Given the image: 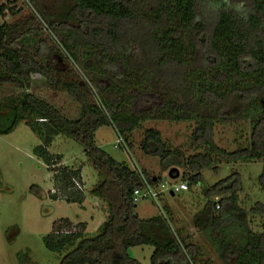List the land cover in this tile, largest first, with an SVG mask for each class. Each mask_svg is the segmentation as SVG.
Wrapping results in <instances>:
<instances>
[{"label":"trees","instance_id":"trees-1","mask_svg":"<svg viewBox=\"0 0 264 264\" xmlns=\"http://www.w3.org/2000/svg\"><path fill=\"white\" fill-rule=\"evenodd\" d=\"M31 1L35 14L0 25V87L22 90L0 97V134L20 121L33 129L41 141L34 151L53 170L56 192L65 191L67 201L84 199L75 183L81 184V168L56 166L61 155L47 148L59 134L78 142L100 177L90 194L107 210L92 236L84 235V222H54L44 238L47 248H70L58 264H141L127 253L136 245L153 247L150 264L194 262L195 247L173 229L167 208L163 214L155 203L159 213L138 216L131 197L141 185L138 172L98 146L95 132L112 126L129 149L128 137L142 121L193 122L191 141L205 146L204 152L183 157L153 127L143 131L139 149L157 156L164 170L187 166L191 173L182 172L181 181L188 187L201 181L202 169H216L217 162L262 161L258 184L264 190V0ZM4 8L0 5V14ZM39 19L50 39L28 42ZM52 54L61 58L60 66ZM35 73L50 91L75 102V111L67 113L31 91ZM241 120L248 124L247 134L236 125ZM217 124L234 128L235 148L213 141ZM128 155L133 158L130 149ZM141 173L149 182L160 181ZM240 187L233 172L204 189L206 203L195 214V225L225 264L230 259L232 264H264V221L259 231L246 222ZM218 195L219 200L211 198ZM255 212L264 214V204L257 201L250 213Z\"/></svg>","mask_w":264,"mask_h":264},{"label":"rangeland","instance_id":"rangeland-1","mask_svg":"<svg viewBox=\"0 0 264 264\" xmlns=\"http://www.w3.org/2000/svg\"><path fill=\"white\" fill-rule=\"evenodd\" d=\"M49 2V0H48ZM51 3V2H49ZM4 5L3 14H0V25L3 22H12L27 13L37 10L30 0H0ZM31 4V5H29ZM44 21L39 19L37 29L30 33L28 42L33 38L37 41L47 38ZM60 51H61V47ZM41 52L48 50L41 44ZM56 66L61 65V58L51 55ZM70 62V61H68ZM45 79L39 74L32 75L30 90L45 96L62 107L67 113L75 111L76 103L61 93H53L45 85ZM90 90L94 91L91 86ZM19 90L13 87H0V97L9 94H18ZM152 102V101H151ZM151 104V103H148ZM144 107V106H142ZM72 113L70 115H73ZM11 117V116H10ZM238 128L242 134L248 133L246 121H238ZM156 128L163 141L171 149L178 150L183 157L204 152L205 146H196L190 138L193 122H174L163 120L142 121L140 127L135 129L128 137L130 151L137 166L147 174L158 176L160 181H169L168 170L175 167L179 171L178 180L182 172L190 175L187 166L170 165L162 169L159 158L146 154L139 149L146 128ZM236 132L230 125L217 124L213 130V141L227 149L235 148L234 138ZM116 132L112 126H101L95 132V142L108 152L114 159L126 162L133 168L134 163L128 153L114 147ZM41 143L40 136L24 121L18 122L9 133L0 134V264H58L63 254L70 248L62 251H52L47 248L44 238L51 234L53 223L62 218H68L71 223L84 222L85 236L97 233V228L106 219L105 202L90 194V189L100 180L97 171L92 167L84 154L83 147L73 139L64 135L54 136L47 150L50 154L61 155L56 166L67 168H81V184L76 187L82 189L84 199L80 201H67V193L56 192L54 172L48 169L42 158L37 155L34 148ZM262 161H239L236 163L217 162L216 169L212 167L201 170L202 179L192 184L188 190L169 194L164 191L159 199L162 209L170 211L171 225L179 231L180 238L195 247L193 264H225L217 254L209 237L203 235L195 225V214L199 212L206 199L203 190L219 180L236 172L239 175L241 187L238 194L239 206L247 211L246 222L254 231L260 230L264 221V214L250 213L257 201L264 204V190L258 184V176L262 171ZM71 194V191H67ZM74 193L75 190H72ZM75 195V193H74ZM222 196H213L219 200ZM159 208L149 199L136 203V212L140 218H147L159 213ZM231 235H236V229H230ZM153 247L150 245H136L129 247L127 253L141 264H150V255ZM232 259L229 264H232Z\"/></svg>","mask_w":264,"mask_h":264},{"label":"built area","instance_id":"built-area-1","mask_svg":"<svg viewBox=\"0 0 264 264\" xmlns=\"http://www.w3.org/2000/svg\"><path fill=\"white\" fill-rule=\"evenodd\" d=\"M25 1L27 3H29L30 0H25ZM29 5H31V4H29ZM44 26H45V29L48 30L47 26L46 25H44ZM116 136H117V138L115 140L114 147L121 148V149L125 150L127 153H129L128 143L125 141L123 136L118 134L117 132H116ZM131 159L133 160V163H134L133 169H135L138 172L139 178H140V183H141V185L133 188V190H132L131 197H132V201L134 203H137L140 200L149 199V200H152L153 202H155L158 206H160L159 199H160L161 194L164 191H167L169 194H174V193H177L180 191L188 190L187 181H181V180H178V181L175 180L174 181L173 179L169 178V181L165 180V181H159L157 183L149 182L146 179L145 175H143L141 173V169L137 166L134 159L133 158H131ZM75 183L78 184L77 182H75ZM189 264H193V262H190Z\"/></svg>","mask_w":264,"mask_h":264},{"label":"water","instance_id":"water-1","mask_svg":"<svg viewBox=\"0 0 264 264\" xmlns=\"http://www.w3.org/2000/svg\"><path fill=\"white\" fill-rule=\"evenodd\" d=\"M174 172V174H173ZM168 176L171 178V179H176L179 177V171L177 168L175 167H172L168 170Z\"/></svg>","mask_w":264,"mask_h":264},{"label":"crops","instance_id":"crops-1","mask_svg":"<svg viewBox=\"0 0 264 264\" xmlns=\"http://www.w3.org/2000/svg\"><path fill=\"white\" fill-rule=\"evenodd\" d=\"M171 195H173V194H171ZM106 213H107V211H106ZM106 217H107V214H106ZM76 223H78V222H76Z\"/></svg>","mask_w":264,"mask_h":264}]
</instances>
